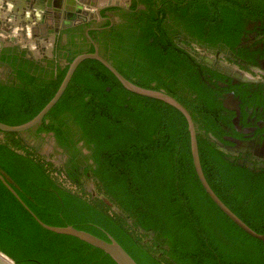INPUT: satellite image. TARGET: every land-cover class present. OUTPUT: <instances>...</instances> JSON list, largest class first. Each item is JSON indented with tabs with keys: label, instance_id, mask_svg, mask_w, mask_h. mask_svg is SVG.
<instances>
[{
	"label": "trees",
	"instance_id": "trees-1",
	"mask_svg": "<svg viewBox=\"0 0 264 264\" xmlns=\"http://www.w3.org/2000/svg\"><path fill=\"white\" fill-rule=\"evenodd\" d=\"M139 4L144 7L138 9ZM108 11L117 13L125 27L88 32L99 54L132 84L164 92L188 111L210 188L249 228L264 234V169L231 160L208 136L221 137L227 124L217 99L223 75L180 45L226 48L244 58L249 51L238 48L241 37L248 23L254 22L255 30L257 22L264 24V1L133 0L127 11L103 13ZM90 25L62 31L67 43L58 40L55 58L48 62L67 64L56 67L55 75L23 76L17 68L13 88L0 84L1 123H27L53 98L69 63L94 51L84 35ZM3 54L12 66L31 62L16 47ZM28 109L31 116L20 115ZM24 133L0 132L6 136L0 141V174L44 224L72 226L103 240L110 236L136 264H263V243L237 227L201 187L184 116L126 90L100 62L79 64L32 133L37 140L51 133L67 156L65 164L53 165ZM87 174L116 212L87 192L81 180ZM0 251L17 264H116L85 242L42 229L1 182Z\"/></svg>",
	"mask_w": 264,
	"mask_h": 264
},
{
	"label": "flooded vegetation",
	"instance_id": "flooded-vegetation-1",
	"mask_svg": "<svg viewBox=\"0 0 264 264\" xmlns=\"http://www.w3.org/2000/svg\"><path fill=\"white\" fill-rule=\"evenodd\" d=\"M264 1V0H263ZM133 0H128V4L122 7L123 11H127L132 5ZM144 6L139 4L138 9ZM1 9V8H0ZM109 9V8H106ZM106 9L100 11V16L106 21H90L79 25L91 24L89 27L96 28L97 32H103L109 29L111 26L117 24L119 28L125 27L124 20L115 12H104ZM119 9V8H118ZM3 10V9H2ZM121 10V9H120ZM4 11V10H3ZM87 11L93 13L95 10L87 8ZM7 16L0 15V37L3 41V47L0 50V84L6 86L7 89H11L16 82L15 77L17 75V68L21 69L19 74L23 76H32L41 79V75L56 74V67L63 69L66 66V61L61 60L59 63H51L48 60L55 58V53L58 45V40L62 44L67 43V34L58 30L57 32L49 33L46 28L45 34L32 33V27L28 26L26 30L23 27L20 31H14L10 29L9 32L1 27L2 18L17 17L16 10H7ZM11 13V14H10ZM11 16V17H10ZM109 21V26H105ZM12 26L17 27L11 23ZM75 25L68 29L77 27ZM257 30H255L254 22H250L246 26V31L241 37V42L238 48H248L249 54H245L244 58L238 57L234 52L226 49H205L197 46L196 43L180 45L187 50L195 53L198 58L205 61V64L211 69L219 72L223 75L221 81H218L220 101L223 108L222 120L227 121V124L222 126L221 137L214 138L218 141L215 146L227 154L231 160H235L240 164L246 165L249 169H264V24L257 22ZM19 26V25H18ZM50 27V26H49ZM89 27H86L85 30ZM29 28V29H28ZM84 30V35H85ZM14 31V32H13ZM21 39L22 42H33L36 45H27L26 50L19 45H13L10 42V38ZM33 37V38H32ZM87 40V39H86ZM80 38H74L75 45L80 43ZM19 42V41H18ZM89 43V41L87 40ZM99 52L98 45L95 43ZM16 47L18 51L24 53L26 59L27 56L31 59L30 63L16 62L13 66L9 62L3 59V51ZM25 82V77L19 80L22 88ZM36 100V99H35ZM21 116H31L33 114L32 109L20 110ZM223 125L222 121L217 126L219 129ZM36 130V127L31 129V132L22 134L29 144L36 147L39 150V154L44 155L49 160L53 158L59 164H65L67 156L63 154V151L58 148L55 143V139L51 133L44 135L41 134L40 138L35 139L32 133ZM219 133V131H218ZM212 137L211 135H208ZM81 145V143L79 144ZM84 153L88 152L84 150ZM51 157V158H50ZM54 162V161H53ZM91 163V162H90ZM84 184L92 182L89 178V174L86 178L81 176ZM93 183V182H92ZM94 185V184H93Z\"/></svg>",
	"mask_w": 264,
	"mask_h": 264
},
{
	"label": "water",
	"instance_id": "water-1",
	"mask_svg": "<svg viewBox=\"0 0 264 264\" xmlns=\"http://www.w3.org/2000/svg\"><path fill=\"white\" fill-rule=\"evenodd\" d=\"M15 1L16 0H0V8H1L0 12H2V9L5 8L9 10H13L14 8L15 10H17V8L14 6ZM19 3L26 5L31 12V15H29L28 20L24 19L25 16L22 18V20H18L19 23L20 22L22 23L23 30H26L28 25L30 26L32 22L34 24L32 27V33L34 31L40 30L41 34L44 35L46 32V28H48L49 33H51V32H57L59 29L65 30L75 25L87 23L90 21H97V22L106 21V19L100 16L101 10L106 8L122 9V7L125 4H128V0H17L15 4H19ZM87 8L93 9L95 11L93 13H90L87 11ZM1 23H3L2 28L7 33L9 32L10 29L13 30L16 28L15 26L11 25V23L13 24V21H8V23L6 24L4 22ZM94 30L97 29L93 27H89L85 30V37L87 38L89 43L93 45L94 51L92 53H82L77 57H75L71 63H69L65 77L62 80L58 90L54 94L53 98L43 107V109L33 119L22 125L10 126L0 122V132L21 134L30 129L37 127L41 123L43 118L48 114V112L54 107V105L59 101V99L63 95L79 64L84 60H88V59L96 60L100 62L104 67H106L126 90L143 97L162 101L177 109L184 116L187 122L188 132L190 135V151L192 157V164L197 179L201 187L203 188L204 192L207 194L210 200L219 208V210L224 215H226L237 227H239L242 231H244L252 238L261 241L264 245V234H258L254 232L244 222H242L231 210H229L223 204V202L215 195V193L207 183L200 164L194 124L192 122V118L188 113V111L170 95H167L161 91H154V90L140 88L132 84L128 80H126L111 65V63H109L99 54L95 43L92 41V39L88 34L89 31H94ZM9 40L15 46L19 45L20 43L21 44L20 47L23 48L24 50H26L27 45L33 47L34 45H36L35 43L30 41L21 43L20 38L17 39L11 37ZM3 41L2 38L0 37V50L3 47ZM27 58L31 59L28 56ZM210 138L213 142H216L218 144V141L216 139H214L213 137ZM0 182L7 188V190L15 197V199L23 206V208L31 215V217L36 221V223L42 229L59 235L71 236L82 242H85L88 245L103 251L116 264H136V262L125 252V250L110 236H108L107 240H103L90 233L77 230L72 226L55 227L44 224L36 217V215L33 212L29 210V208L19 198L17 193L14 191V189L10 186L7 179H5L1 174H0ZM0 264H17V263L0 251ZM263 264H264V259H263Z\"/></svg>",
	"mask_w": 264,
	"mask_h": 264
},
{
	"label": "crops",
	"instance_id": "crops-1",
	"mask_svg": "<svg viewBox=\"0 0 264 264\" xmlns=\"http://www.w3.org/2000/svg\"><path fill=\"white\" fill-rule=\"evenodd\" d=\"M17 2V0L15 1V3ZM14 3V6L17 8V10H16V15H17V17H14V19H13V24L14 25H17L18 27H16L17 28V32L18 31H20L21 29H22V23L20 24L19 22H18V20H22V18L24 17V19L25 20H28L29 19V15H31V12H30V10H29V8L26 6V5H23L22 3L20 4H15ZM24 7V8H23ZM1 10V9H0ZM4 10V11H3ZM2 10V12H0V15H5V16H7V14L8 13H5V12H7V10H9V9H7V8H5V9H3ZM11 14V13H10ZM9 17V16H8ZM6 18V17H4V18H2V22H4L5 24L6 23H8V21H12V19L11 18ZM16 18H17V20H16ZM3 24V23H2ZM4 24V25H5ZM32 25V22H31V24H30V26ZM29 26V25H28ZM1 27H3V26H1ZM16 28L14 29V31H16ZM29 29V28H28ZM13 31V32H14ZM38 32H41L40 30L39 31H34V33H38ZM15 38H17L18 37V35L17 36H14ZM18 39V38H17ZM21 42V41H20Z\"/></svg>",
	"mask_w": 264,
	"mask_h": 264
},
{
	"label": "rangeland",
	"instance_id": "rangeland-1",
	"mask_svg": "<svg viewBox=\"0 0 264 264\" xmlns=\"http://www.w3.org/2000/svg\"><path fill=\"white\" fill-rule=\"evenodd\" d=\"M5 134V133H4ZM4 134H0V141H4L6 140V136L10 137L12 136V133H7L6 136ZM44 154V153H42ZM51 158V157H50ZM49 160V159H48ZM50 161L53 163V165L58 167V162L55 161L53 158L50 159ZM54 161V162H53ZM86 190L88 193L93 194L95 197H97L99 200H101L102 202H104V204L109 208V212H113V211H117L116 207H114L112 205V203H110V201L108 200V198L106 196H104L102 193H98L95 190V186L93 185V183H89L85 185Z\"/></svg>",
	"mask_w": 264,
	"mask_h": 264
},
{
	"label": "built area",
	"instance_id": "built-area-1",
	"mask_svg": "<svg viewBox=\"0 0 264 264\" xmlns=\"http://www.w3.org/2000/svg\"><path fill=\"white\" fill-rule=\"evenodd\" d=\"M59 182H61V183H63V185L66 187V188H69V189H71V190H75L73 187H71V185L67 182V181H65L62 177H59Z\"/></svg>",
	"mask_w": 264,
	"mask_h": 264
}]
</instances>
